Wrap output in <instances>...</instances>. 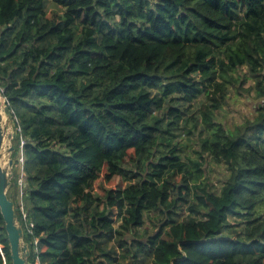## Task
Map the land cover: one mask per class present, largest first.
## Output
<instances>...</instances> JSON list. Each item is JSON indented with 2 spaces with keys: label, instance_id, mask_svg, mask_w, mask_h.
<instances>
[{
  "label": "trees",
  "instance_id": "16d2710c",
  "mask_svg": "<svg viewBox=\"0 0 264 264\" xmlns=\"http://www.w3.org/2000/svg\"><path fill=\"white\" fill-rule=\"evenodd\" d=\"M247 80L254 116L231 130ZM0 96L29 264H264V0H0ZM0 245L11 264L1 214Z\"/></svg>",
  "mask_w": 264,
  "mask_h": 264
},
{
  "label": "rangeland",
  "instance_id": "374dc122",
  "mask_svg": "<svg viewBox=\"0 0 264 264\" xmlns=\"http://www.w3.org/2000/svg\"><path fill=\"white\" fill-rule=\"evenodd\" d=\"M61 14L62 11L60 8L52 4L49 6L47 12V16L49 18L61 16ZM251 87H252V82L250 80H247L241 86V88L238 89L237 86H235V87H231L230 89L231 93L227 100L228 105L224 106L223 110L220 113L221 114L220 117H218V121L225 123V125L231 130H234V128L237 125L242 124L246 120L252 119L254 116L253 106L257 105V101L254 98L255 97L254 92L251 91ZM0 101L3 104V100L1 99ZM195 116H198L197 112L195 113ZM179 134L180 137L177 140L182 145L181 148L182 156L197 158L196 151L199 150V145L196 143L197 134L191 137L186 133L185 129L180 131ZM204 170H205V177L204 179H202V181L206 185L210 186L213 190H217L223 178H225L227 175L226 167L223 164L212 163L208 159L204 167ZM124 186L125 184L121 181L119 177H114L109 182H104L103 179H99L94 184L93 192L95 196L103 197L106 190L123 188ZM146 222L149 224L148 220ZM115 226H117L116 223ZM146 226L150 227V225H146ZM1 249L2 246L0 245V250Z\"/></svg>",
  "mask_w": 264,
  "mask_h": 264
},
{
  "label": "water",
  "instance_id": "95a60500",
  "mask_svg": "<svg viewBox=\"0 0 264 264\" xmlns=\"http://www.w3.org/2000/svg\"><path fill=\"white\" fill-rule=\"evenodd\" d=\"M14 137L13 121L0 101V214L9 244L11 264H29L30 250L24 242V228L18 220L14 202L8 197L14 179Z\"/></svg>",
  "mask_w": 264,
  "mask_h": 264
},
{
  "label": "built area",
  "instance_id": "2783aa9c",
  "mask_svg": "<svg viewBox=\"0 0 264 264\" xmlns=\"http://www.w3.org/2000/svg\"><path fill=\"white\" fill-rule=\"evenodd\" d=\"M23 146H24V141L21 140L20 144H19V152H18V156H17V165H16V168L18 171L17 184H18V188H19V194L17 197L15 209L17 208V210L21 216V220L26 221L27 220V211H26L24 201L22 200L23 187L25 185L24 166H23V162H24ZM31 227H32V224H29V229Z\"/></svg>",
  "mask_w": 264,
  "mask_h": 264
},
{
  "label": "crops",
  "instance_id": "0c3cea01",
  "mask_svg": "<svg viewBox=\"0 0 264 264\" xmlns=\"http://www.w3.org/2000/svg\"><path fill=\"white\" fill-rule=\"evenodd\" d=\"M15 170H17L16 166H15ZM14 171V170H13Z\"/></svg>",
  "mask_w": 264,
  "mask_h": 264
}]
</instances>
